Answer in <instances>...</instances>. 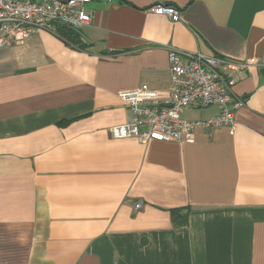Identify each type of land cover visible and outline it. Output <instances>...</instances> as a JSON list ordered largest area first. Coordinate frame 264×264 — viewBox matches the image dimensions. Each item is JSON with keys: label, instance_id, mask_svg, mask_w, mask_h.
I'll list each match as a JSON object with an SVG mask.
<instances>
[{"label": "crops", "instance_id": "crops-1", "mask_svg": "<svg viewBox=\"0 0 264 264\" xmlns=\"http://www.w3.org/2000/svg\"><path fill=\"white\" fill-rule=\"evenodd\" d=\"M87 10L80 43L39 29L0 48V264H264V0ZM170 47L248 63L236 125L197 126L193 142L114 137L120 91L168 95Z\"/></svg>", "mask_w": 264, "mask_h": 264}, {"label": "built area", "instance_id": "built-area-1", "mask_svg": "<svg viewBox=\"0 0 264 264\" xmlns=\"http://www.w3.org/2000/svg\"><path fill=\"white\" fill-rule=\"evenodd\" d=\"M91 0H0V48L21 45L39 29L57 31L62 25L80 31L92 20L87 10ZM151 10L174 20L180 10L164 2ZM171 85L168 95L142 86L118 93L128 109L126 121L112 127L114 137H138L156 141H194L197 126L207 129L236 125V111L243 105L233 96L246 61L219 53L205 54L169 48ZM216 107L218 113L206 119L184 115L186 109ZM143 203H137L136 209Z\"/></svg>", "mask_w": 264, "mask_h": 264}, {"label": "trees", "instance_id": "trees-1", "mask_svg": "<svg viewBox=\"0 0 264 264\" xmlns=\"http://www.w3.org/2000/svg\"><path fill=\"white\" fill-rule=\"evenodd\" d=\"M57 32L74 43H80L79 31L62 25L57 26ZM172 220L175 225H185L188 222V213L180 214L178 209H172Z\"/></svg>", "mask_w": 264, "mask_h": 264}, {"label": "rangeland", "instance_id": "rangeland-1", "mask_svg": "<svg viewBox=\"0 0 264 264\" xmlns=\"http://www.w3.org/2000/svg\"><path fill=\"white\" fill-rule=\"evenodd\" d=\"M209 112L207 108L205 109H198V110H192V109H186L184 115L189 116L191 118H202L206 116V114Z\"/></svg>", "mask_w": 264, "mask_h": 264}]
</instances>
